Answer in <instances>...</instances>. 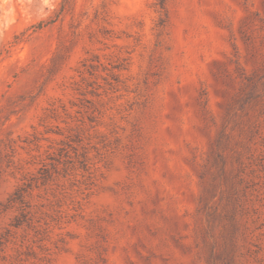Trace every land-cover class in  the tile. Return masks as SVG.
I'll return each instance as SVG.
<instances>
[{"label":"rangeland","instance_id":"obj_1","mask_svg":"<svg viewBox=\"0 0 264 264\" xmlns=\"http://www.w3.org/2000/svg\"><path fill=\"white\" fill-rule=\"evenodd\" d=\"M0 264H264V0H0Z\"/></svg>","mask_w":264,"mask_h":264},{"label":"trees","instance_id":"obj_2","mask_svg":"<svg viewBox=\"0 0 264 264\" xmlns=\"http://www.w3.org/2000/svg\"><path fill=\"white\" fill-rule=\"evenodd\" d=\"M63 11V10H62ZM43 23V21L39 22V25H41Z\"/></svg>","mask_w":264,"mask_h":264}]
</instances>
